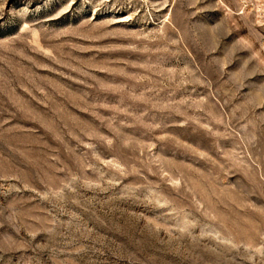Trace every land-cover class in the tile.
Returning <instances> with one entry per match:
<instances>
[{
    "label": "rangeland",
    "instance_id": "1",
    "mask_svg": "<svg viewBox=\"0 0 264 264\" xmlns=\"http://www.w3.org/2000/svg\"><path fill=\"white\" fill-rule=\"evenodd\" d=\"M0 264H264V0H0Z\"/></svg>",
    "mask_w": 264,
    "mask_h": 264
}]
</instances>
